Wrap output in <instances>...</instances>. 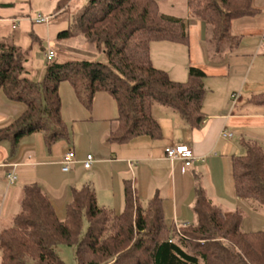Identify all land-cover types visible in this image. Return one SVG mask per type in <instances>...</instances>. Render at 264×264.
I'll return each instance as SVG.
<instances>
[{
	"label": "trees",
	"instance_id": "16d2710c",
	"mask_svg": "<svg viewBox=\"0 0 264 264\" xmlns=\"http://www.w3.org/2000/svg\"><path fill=\"white\" fill-rule=\"evenodd\" d=\"M72 1L58 0L56 15L68 11ZM186 1L191 18L211 27L216 56L240 46L241 38L232 32L234 21L259 13L253 0ZM75 27L103 52L105 61L54 58L41 82L26 75L17 47L0 44V93L25 106L0 130V142L9 141L12 152L28 135H43L48 148L70 140L59 93L64 82L90 110L97 93L114 100L118 116L111 122L110 143L162 139L154 105L171 109L191 129L201 128L207 119L204 70L191 66L188 80L178 82L156 68L151 57L154 42L190 44L188 19L162 12L157 0H90ZM58 36L69 39L73 33ZM249 101L264 108V92ZM243 146L245 155L233 158L236 196L264 206V148L252 140H244ZM72 195L62 220L38 183L26 185L20 212L0 227L1 264H66L57 253L59 246H76L78 264H264V231H243L244 214L214 204L201 184L193 205L195 222L179 227L168 224L159 194L144 203L132 181H125V210L119 214L101 207L89 185L73 189ZM85 220L88 229L82 237Z\"/></svg>",
	"mask_w": 264,
	"mask_h": 264
},
{
	"label": "crops",
	"instance_id": "0c3cea01",
	"mask_svg": "<svg viewBox=\"0 0 264 264\" xmlns=\"http://www.w3.org/2000/svg\"><path fill=\"white\" fill-rule=\"evenodd\" d=\"M256 2L258 1L253 0L254 6ZM30 4L31 0H0V44L9 38L8 34H12V39L10 40L12 41V45L17 48L28 44V40L32 38V35L35 36L34 34H37V38L47 37L43 35V31L41 30V27L47 24H37L29 19L31 12ZM187 19L190 32L189 56L190 58H194H192L189 67L196 66L201 68L206 73V76H227L226 89L231 94L232 101H234L232 111L227 115L231 104L227 101L222 102V104L217 102V110H214L212 106L206 108L210 116L203 122L200 129H191L182 118H179L180 120L177 121L178 124L174 126L176 129V137H167L163 143H158L148 137L135 138L126 145L128 147L117 148L116 154L111 152L113 155L107 157L105 161L96 160L94 157L91 168H85L89 172L99 170L103 165L110 166L112 168L113 180H118L119 184L124 178L132 181L137 195L144 203L153 197L154 192H157L158 182L165 180V177H167L169 180V192L164 199L165 217L169 225H176L178 227L195 222L193 205L196 198V186L198 184L203 186L210 200L216 204L214 195L212 193L210 194L205 186L203 175L197 172V169H193V167L197 164L196 162L205 163L207 159L213 157L212 152L221 146V140L229 141L234 139V135L230 139L223 138L221 136L223 128L231 121L238 123H246L249 120L264 121V108L255 106L249 101L251 95L264 92V39L261 46H257L256 44L255 46L248 45L241 48L240 44L233 51L227 48L224 52L225 56L220 62V59L217 58L218 56L212 55L208 52V48H204L201 44L204 32L203 23L191 18L190 12L187 13ZM239 20L241 18L236 21ZM61 26L57 27L59 31L65 27V25ZM49 28L50 37H53L52 33L56 29L51 26ZM19 29L25 34L22 40L26 41V43L23 42L20 44L18 42L20 41L17 35V32L20 31ZM210 43L212 44V41ZM169 72L172 71L169 70ZM178 79L181 80L184 78ZM106 95L99 93L96 95L98 108L95 111V117H91V121L93 123H106V125H109V130H111V122L117 117L113 116L110 110L108 111L105 103L110 96ZM207 96L208 89L204 100V108L207 102ZM24 109L21 105L8 101L0 93V130L10 126L23 113ZM152 110L159 120L161 128V118L159 119L155 113L158 112L161 116L166 115L174 118L177 115L171 109L159 105H154ZM104 132L107 134L109 132L108 128ZM179 135L184 136V138L180 140ZM33 136V139L30 141H25V139L20 140L15 152H12V146L9 141L0 142V227L9 225L12 218L20 212L21 196L23 188L26 185L38 183L52 201L51 194L54 193L56 195L58 193L57 191H65L66 189L64 188L66 182L64 183L62 178L69 174L78 175L79 171H77V168L84 166V162L87 159L85 157L90 154L89 152L81 153L77 151V145L71 144L68 141L69 143L64 145L69 150L75 152L76 160L71 170L64 172L62 164L63 156L59 152L61 146H59L57 151L55 147L46 152V149L40 141L42 135L40 134L36 137V134H34ZM182 143L184 145L185 143L188 144L193 149L196 158H204V161L200 159L195 160L185 173L182 171L183 162L181 160L171 161L167 159L165 151L170 146H180L183 145ZM206 154L209 155L203 156ZM213 159H218V155L214 154ZM216 161L215 164L217 167L223 166L225 162L227 163V160ZM12 169H15L18 179L15 185L10 186L6 181V174ZM191 173L194 175L193 178H189ZM93 178H95L93 175L89 177L90 183H92L91 179ZM61 183L62 185L56 187V189L50 188L51 185L59 186ZM95 184V188L92 185H88L94 188L98 203L101 196L102 199L112 200L116 208H121L122 205L124 206V185H119L118 189H115L112 197H110L101 192L97 183ZM48 189L50 193L47 191ZM222 194H224L223 190ZM222 194H220L221 197H216L217 200L223 197ZM236 199L237 202L244 206L243 208L251 206L255 208L254 210L257 213L260 212L250 201L242 200L237 196ZM225 210L228 213H232L227 209ZM236 210L244 214L242 227H245L246 214L244 210L239 208ZM249 224V228H252L251 222ZM1 262L0 252V264Z\"/></svg>",
	"mask_w": 264,
	"mask_h": 264
},
{
	"label": "rangeland",
	"instance_id": "374dc122",
	"mask_svg": "<svg viewBox=\"0 0 264 264\" xmlns=\"http://www.w3.org/2000/svg\"><path fill=\"white\" fill-rule=\"evenodd\" d=\"M161 11L169 15H174L187 19V13H189V8L186 0H157ZM255 7L259 9V13L253 17H245V19L234 21L232 24L233 34L241 38V48L245 46L252 45L261 46L264 39V0H256ZM90 0H73L70 8L63 14H57V3L58 0H31V12L29 19L35 22L40 18H50L49 24L42 26L41 30L43 35L47 36L45 38H37V34H34L37 39H29L28 44H25L23 47L17 49V55L22 61H24L26 66V75L33 79L36 82H41L44 79L46 66L52 60L47 58L48 51H53L55 53V60L59 62H67L71 60H91L97 62H104L103 52L97 50V48L88 43L83 37L79 34L77 28L75 27L76 19L81 15L82 11L87 7ZM65 25L62 30H58L57 27ZM49 26L55 28V32L52 33L53 37H50V28ZM203 39L202 45L205 48H208V52L212 55L214 54V48L212 44V34L211 27H208L206 24H203ZM62 27V26H61ZM49 28V32H48ZM17 32L19 36L18 41L20 44L26 41H23L22 38L25 34L21 29ZM71 30L73 36L69 39H60L59 34L62 31ZM252 31V32H251ZM189 32V29H188ZM12 35V34H11ZM8 34L9 38L4 40L2 44L8 46L12 45V36ZM190 35V32H189ZM10 40V41H9ZM43 48L45 51H43ZM189 45H179L171 44L168 42H154L151 45V57L154 66L167 71L170 77L178 82H186L188 80V69L192 58L189 56ZM192 53V51H191ZM224 54L221 56H216L219 61L224 58ZM194 59V58H193ZM205 61V60H204ZM206 62V61H205ZM193 63V62H192ZM206 64V63H205ZM164 67V68H163ZM167 69V70H166ZM172 71V72H169ZM184 78V79H178ZM227 76H211L207 75L205 80L206 88L208 89L207 102L204 108V112L207 115V119L210 116L206 108L212 106L214 110H217L216 103L222 104V102L227 101L231 104L228 114L232 111L234 106V101L231 99V94L226 89ZM60 97L62 99V118L67 125L68 132L70 135V143L77 145V151L83 153H90L95 157L96 160H103L107 157H110L111 152L116 154L117 148H126L128 143L125 144H115L108 142V137L110 134L109 125L106 123H93L91 117H95V111L98 108L97 97L95 96L94 101L91 106V110L88 109L79 99L74 87L69 82H64L59 87ZM104 94L106 93H99ZM98 95V93L96 94ZM109 96V95H106ZM110 98V99H109ZM108 101L105 103L108 107V111L112 113L113 116H118L117 106L114 100L109 97ZM8 100V99H7ZM9 101V100H8ZM12 102V101H11ZM13 103V102H12ZM21 105L22 108H25L24 104L16 103ZM158 118H161L162 122V139L155 140L158 143H163L167 137H176L175 124H178L177 121L180 120L177 115L175 118L163 115L161 116L158 112L155 113ZM108 128V133L104 131ZM229 134L234 135V139L226 141L221 140V146L214 150L213 157L207 159L205 163H199L194 165L193 169H197V172L203 175L204 183L206 188L209 190L210 194L212 193L215 198L217 205L224 207L228 211L234 212L236 209H243L246 214L245 227L243 231L245 232H256L264 231V206H261L257 203H252L256 206L259 213H257L251 206H244L237 202L235 192H234V177H233V158L244 156L246 151L243 146L245 141H256L264 148V121L263 120H249L246 123L238 122H229L223 130ZM221 132V133H222ZM33 135H28L24 137L25 141H30L33 139ZM149 138V137H148ZM184 136L179 135V139H183ZM188 139V138H187ZM186 139V140H187ZM153 140V139H152ZM41 144L46 149V152L55 148L63 156V161L65 160L66 154L70 151L68 147L64 144H68L67 140L58 141L51 148H48L45 143V138L41 136ZM65 142V143H62ZM184 145V143H182ZM188 146V144L185 143ZM173 146V147H178ZM171 147V146H170ZM169 148V147H168ZM214 154L218 155V159H213ZM87 155V156H89ZM209 154L203 155L207 156ZM86 156V155H85ZM87 156L85 158H87ZM202 157V156H200ZM111 159V158H110ZM216 160H227V163L223 166H216ZM62 161V163H63ZM229 161V163H228ZM85 163V162H84ZM78 175L69 174L68 176L62 178V181L65 183V191L60 190L55 195L51 194L53 205L56 208L57 214L60 219L64 220L66 217V209L68 204L72 201V192L73 189H81L83 186L92 185L94 188L97 186L100 188L101 192L105 193L107 196L112 197L113 191L118 189V186L124 185L125 190V178L119 184L118 180H113L112 168L107 165H103L99 170L86 171L85 165L78 167ZM94 176L95 178L91 179L92 183L89 182V177ZM193 173L189 175V178H193ZM120 182V181H119ZM162 183V184H161ZM159 186L156 189L157 192H154L153 197L159 193L160 197L164 200L169 192V180L165 177V180L158 182ZM59 186H50L51 189H56ZM48 187V186H44ZM93 188V189H94ZM222 190L224 194H222ZM50 193V190H47ZM222 198L217 200L216 197ZM152 197V198H153ZM249 202V201H248ZM147 203V202H146ZM99 205L108 209L114 210L116 213H122L125 210V192H124V206L121 208H116L112 200L99 198ZM251 222V227L250 223ZM88 229V223L85 220L82 230V237L85 236ZM58 255L65 261L66 264H78L76 261V246H59L57 247Z\"/></svg>",
	"mask_w": 264,
	"mask_h": 264
},
{
	"label": "built area",
	"instance_id": "2783aa9c",
	"mask_svg": "<svg viewBox=\"0 0 264 264\" xmlns=\"http://www.w3.org/2000/svg\"><path fill=\"white\" fill-rule=\"evenodd\" d=\"M50 18H40L37 21H35L37 24H49ZM47 58L49 60H53L55 58V53L53 51H48ZM39 134H36V137H38ZM221 136L223 138H232L233 134H229L226 131H223L221 133ZM166 157L167 159L174 161V160H181L182 163V171L185 173L188 168L192 165V163L195 160H202L204 161V158H196L194 151L191 147L187 145H180L178 147H169L166 148ZM76 156L75 152L73 150H70L66 156L65 160L63 161V171L69 172L71 170L72 165L75 163ZM94 161V157L92 155L87 156V159L84 163L86 169H90L92 166V163ZM17 175L15 173V169H12L7 172L6 174V181L10 186L15 185L17 182Z\"/></svg>",
	"mask_w": 264,
	"mask_h": 264
}]
</instances>
